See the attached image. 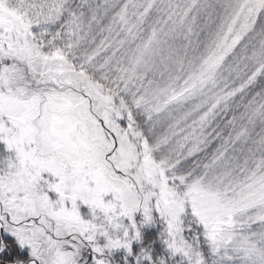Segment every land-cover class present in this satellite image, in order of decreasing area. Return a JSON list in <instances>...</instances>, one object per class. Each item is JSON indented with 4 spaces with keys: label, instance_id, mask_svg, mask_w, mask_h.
<instances>
[{
    "label": "snow or ice",
    "instance_id": "6c2138e0",
    "mask_svg": "<svg viewBox=\"0 0 264 264\" xmlns=\"http://www.w3.org/2000/svg\"><path fill=\"white\" fill-rule=\"evenodd\" d=\"M0 264H264V0H0Z\"/></svg>",
    "mask_w": 264,
    "mask_h": 264
}]
</instances>
